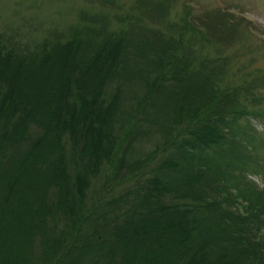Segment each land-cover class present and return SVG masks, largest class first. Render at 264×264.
<instances>
[{"label":"trees","instance_id":"1","mask_svg":"<svg viewBox=\"0 0 264 264\" xmlns=\"http://www.w3.org/2000/svg\"><path fill=\"white\" fill-rule=\"evenodd\" d=\"M149 2L147 12H157L156 6L152 9L156 0ZM102 5L111 9L113 2L105 0ZM219 9L221 13L216 15L186 14L183 24L168 31L158 24V31L132 24L128 25L131 32L122 29L112 34L108 28L99 31L96 24L94 34L91 23L86 27L90 37L87 41L80 34L64 41L65 35L58 34L27 48L25 42L11 44L0 39L7 55L1 59L11 61L13 56L31 66L34 60L44 57L53 62V67L62 66L66 74L79 73L78 77H86L92 70L95 58L102 54L96 50L101 44L105 50L111 46L108 50L112 53L114 49L115 54L100 56L103 63L97 73L107 64V72L113 73L110 80L116 78L111 84L120 88L118 91L129 84L142 89L141 95L128 97L136 108L127 106L115 112L107 111L105 93H95L87 101L80 88L76 85L74 89L63 76L58 77L56 85L54 78L51 85L53 76L36 82L25 73L29 84L26 80L21 88L28 93L22 92L18 102L11 89L4 93L6 99L0 107V123L4 122L6 130L3 136L7 137V148L10 143L17 144L6 167L13 169L24 163L30 146L29 164H34L38 177L33 193L21 184L27 177L8 183L9 192L3 202L10 203V210L0 215V264H19L17 260L6 261L4 248L16 245L9 239L17 235L26 218L38 226H48L53 217L64 219L68 232L66 240L56 239L52 245L57 248L53 255L60 256L55 264H264V192L254 188L242 168H260V164L264 170V162L241 139V128L235 132L233 127H223L224 132L228 130L227 138L219 131L223 111L204 116L201 107L203 96H208L220 105L231 102L234 108H240L244 120L251 115L264 118L260 110L248 109L240 97L244 94L250 105H258L253 90L259 87L246 82L225 92L210 83L207 68L196 65L200 60L210 62L217 72L223 67L219 65L222 59L205 60L201 55L193 59L190 51L187 55L179 52L184 50V38H172L177 31L220 30L221 20L227 30L247 22L235 20V15ZM91 35L94 42L90 41ZM165 36L171 39L165 40ZM172 41L177 42L179 50ZM124 42L127 47L122 46ZM156 42L157 47L164 43L160 46L165 49L161 57L148 60L152 56L137 49L133 52L136 58L148 60L147 66L150 61L156 63L150 68V76L131 77L118 72L124 65L123 50L128 46L139 49ZM84 44L93 45L94 51L82 53ZM54 51L66 53L63 64L58 62L59 53L56 58L51 55ZM118 74L126 76L117 78ZM121 79L126 84L119 82ZM64 87L68 93H64ZM158 115L166 117L163 124L157 122ZM103 116L114 118L113 123L108 125L109 119L105 121ZM31 123L35 129L30 128ZM153 133L161 134V139L155 140L153 152H145V140H150ZM20 154L24 159L18 161ZM3 163L0 161V166ZM99 174L103 179L97 188L102 186V191L96 194L92 178ZM15 196L14 209L11 204ZM33 212L36 216L42 214V218L34 220L30 216ZM8 217L9 225L5 224Z\"/></svg>","mask_w":264,"mask_h":264},{"label":"rangeland","instance_id":"2","mask_svg":"<svg viewBox=\"0 0 264 264\" xmlns=\"http://www.w3.org/2000/svg\"><path fill=\"white\" fill-rule=\"evenodd\" d=\"M104 1L105 0H0V39L6 42L8 40L11 44L25 42V44L27 43V48L35 47L38 43H43L44 40L58 34L65 35L64 41L76 37L78 34H80L79 36H81L82 40L85 39V41H87L90 37L86 35V27L91 23V27L94 28V34L96 31V24L99 26V31L103 28H108L107 31L113 32L112 34L122 29L131 32L133 29L129 30L128 25L132 24L135 28L141 26V28H151L155 31H158V25H162L161 29L168 31L176 29L174 28L176 24H183L186 14H188V16L199 14L216 15L221 13L219 8L225 10L226 13L230 10L235 14V20L244 18L247 22L243 21L241 25L233 26V28L229 30H227L228 26L226 23L221 20V26H218L220 30L213 29L211 32L206 29L202 31L198 29L186 32L177 31L172 38L174 40L179 38L180 40V37H183L182 43L184 45H182V47L184 50H179L180 46L176 41H172V43L176 50L178 48L179 52L185 55H187V51H190L189 53L191 54H189V56L193 59H196L200 55L204 56V59L205 57L211 59L221 58L222 64L219 65L223 67H221L220 70L218 69L217 72L213 68L216 66L214 64L211 66L212 64H210V62H203L200 60L196 65L198 67L207 68V77L210 83L221 86L224 90L226 89L225 92H228L229 89L234 90L236 85L243 86L246 82H249L252 87L257 85L259 89L256 88L253 92L256 94L257 98H259L258 105H250L248 100L244 98V94L240 96L242 99L241 102L248 105V109H253L257 112L260 110L259 113L264 114V82H262L264 81V0H156L157 4L155 3L156 5H153L152 9L156 6L155 9L157 12L151 13L147 12L149 5H151L149 0H112L113 7L111 9H106L104 5H102ZM158 3L162 4L163 7H160ZM185 5L191 7L194 12L197 10L201 11L199 13H194L193 11H189ZM104 24H106L107 27H105ZM168 27H170V29ZM178 28L177 30H180V27ZM91 36L92 39L90 41H93L95 37L93 35ZM164 39L169 40L171 37L165 36ZM128 41L130 42V40ZM158 43L142 46L139 47V49L137 47L132 48L130 44L131 46H128L125 52L123 50L124 56L122 58V63L124 65H122V68L118 72L129 73L131 77L150 76V73L153 72L150 68H154V64L156 63L150 61V65L147 66L148 60L154 59L156 56L161 57V55H164L165 51V49L160 47L164 43H160L157 47ZM93 45L96 44L93 43ZM93 45L88 46V44H84L83 48L81 46L82 53L85 50L87 51L86 53L91 54L90 52L95 49L91 48ZM126 45H128V43L124 42L122 46L125 47ZM108 49L111 50V46L105 50L104 45L101 44L96 50H99V53L102 52L103 55L106 54L111 56L115 54L114 49L112 50L114 54L110 53ZM136 49L152 57H149L148 60H143L142 57L136 58V54L133 53L137 52ZM56 53H59L58 62L63 64L65 62L66 53L62 54L54 51L51 52V55L53 56L55 54L53 57L56 58L58 55ZM102 54H100V56ZM3 55L4 58L7 56L6 49L0 47V107L3 106L5 102V92H8L10 89L11 92H13L14 100L19 99L22 92L26 91V93H28V90L21 88L25 85L24 82L26 80L27 84H29L25 73H28L32 80L36 82L53 76L51 85H53L54 78H56V85L58 77L63 76L69 79V84L72 82V87L74 89H76V85L80 88V94H82L83 98L87 101H90L95 93H105L106 98L109 100V105L106 108L107 111L111 110V112H115V110L121 108H127V106L136 108L137 104L135 105L134 102H131V98L128 97H131L133 94H137V96L141 95L142 92L140 85L131 88L132 84L126 85L121 91H118L120 88L118 89L111 84L116 78L110 80L113 73L107 72V64L97 73L96 69L103 63V59L100 60V56L95 58L92 64V70L86 77H78L77 75L79 73L76 75L66 74L62 66L55 65L53 67V62L48 60L45 61L44 57H38L39 59L34 60L32 65L28 66L24 62H19V59L13 56L9 58L12 59L11 61L5 60L4 58L1 59ZM56 60L57 59H55V61ZM76 62L80 64L79 61ZM138 72L139 74L137 75ZM121 76H126V74H118L117 78ZM154 76L155 74L151 75V77ZM119 82L126 84V80L124 79H121ZM65 88L66 87L63 88V91L66 90L64 93H68V90ZM70 91L72 90L70 89ZM76 91H78V89ZM126 97L127 100L130 101H125ZM202 102V115L205 116L208 113L214 112L220 114V112L223 111L221 115L224 114L225 116H221L223 120L220 122L219 131L226 137L225 132L228 130L225 129L224 132L223 127H230L231 129L233 127L235 132L236 129L238 130L241 128L243 130V135H239L241 139L250 147V151L254 152V154L264 162L263 117L259 118L251 115L244 120L245 117L240 116V108H234L231 102L220 105V102L211 100V97L208 96H203ZM5 107H7V104ZM158 116L159 119L157 122L163 124L164 120L166 121V117ZM103 119L105 121L109 119L108 125H111L114 121V118H109V116H103ZM151 120L153 122V119ZM32 126L34 127L31 123L30 128ZM3 127L4 122H1L0 155H2V160L0 161L4 163L0 166V215L10 210V203L5 204V202H3L4 195L9 192V182L14 181L18 177H27V181L21 180V184L23 187L25 186V188L30 189V193H33L34 182L36 183L38 177L35 172L36 168L34 164H29L32 154V148L30 146H27L30 152L29 155L28 152L26 154L28 160L26 159L24 163L17 162L18 164H16L15 168L12 167L13 169L6 167L8 159L16 151L15 147L17 144L10 143V148H7L8 142H6L7 137L3 136L5 130ZM156 130L158 131L159 129L157 128ZM38 131L39 134L42 133V131ZM234 131L233 134L235 136ZM160 135L161 134L153 133V137L150 138V140H145L148 141L145 143V152H153L155 150V140L161 139ZM20 141H22V139ZM23 155L20 154L18 161L24 159ZM159 157L157 159H159ZM258 166L261 168L260 164H258ZM151 167L152 164L150 168ZM242 168L248 173V179L254 182V188L257 191L262 190L264 192V170L256 166L242 165ZM102 179V174L92 178L93 190L94 192L97 190L96 194L102 191V189H100L102 186L97 188V185ZM123 187L124 186H121L119 190L121 191ZM12 200H16V196ZM11 207H14V209L16 208L15 201L11 204ZM4 209L5 211H2ZM15 213L18 214L16 211ZM66 215L68 216L69 213ZM30 216H34V220L36 221L42 218V214L39 213L36 216V212H33ZM62 218L63 216L60 219ZM53 220L54 217L52 221L49 222L48 226H38L37 223H33L26 218L21 229L17 232V237L14 236L9 239L10 241L15 240L14 243H16V245H13V247L9 245L7 248H4V254L7 255L5 258L8 259L6 261L15 262L17 260L19 264H55L53 262L56 259L58 263L57 257L60 256L58 253H55L56 257L53 255L57 248L55 249L52 245L56 239H61L62 241L66 240L68 232L66 230L67 224L64 219ZM7 222L9 225L11 218L8 217L5 224ZM65 252L66 250L61 253V256ZM1 260H3V258Z\"/></svg>","mask_w":264,"mask_h":264}]
</instances>
